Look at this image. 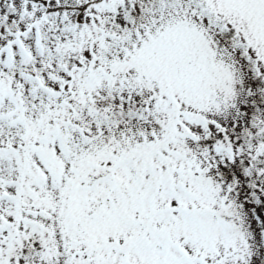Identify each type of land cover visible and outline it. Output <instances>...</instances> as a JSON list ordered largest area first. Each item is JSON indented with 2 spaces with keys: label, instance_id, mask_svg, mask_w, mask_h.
I'll use <instances>...</instances> for the list:
<instances>
[{
  "label": "snow or ice",
  "instance_id": "snow-or-ice-1",
  "mask_svg": "<svg viewBox=\"0 0 264 264\" xmlns=\"http://www.w3.org/2000/svg\"><path fill=\"white\" fill-rule=\"evenodd\" d=\"M0 264H264V0H0Z\"/></svg>",
  "mask_w": 264,
  "mask_h": 264
}]
</instances>
